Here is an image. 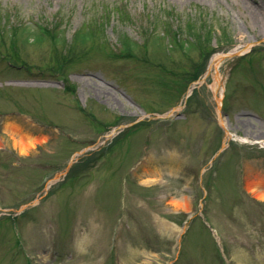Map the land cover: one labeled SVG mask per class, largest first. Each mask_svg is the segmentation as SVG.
I'll use <instances>...</instances> for the list:
<instances>
[{"label": "rangeland", "instance_id": "374dc122", "mask_svg": "<svg viewBox=\"0 0 264 264\" xmlns=\"http://www.w3.org/2000/svg\"><path fill=\"white\" fill-rule=\"evenodd\" d=\"M240 10L0 0V264H264L247 189L264 178V37L241 51ZM7 122L42 140L21 153Z\"/></svg>", "mask_w": 264, "mask_h": 264}, {"label": "bare ground", "instance_id": "6f19581e", "mask_svg": "<svg viewBox=\"0 0 264 264\" xmlns=\"http://www.w3.org/2000/svg\"><path fill=\"white\" fill-rule=\"evenodd\" d=\"M232 1L240 5L241 8L240 15L244 20L246 29L251 30L253 32L252 36L250 37L245 34L242 28L239 29L241 40L246 42L245 43L246 45H244L241 51H245L248 50L249 47L253 45L251 42L257 41L258 37H264V22H262L253 12L254 5L258 4L256 3V0H232ZM261 14L263 15V11H261ZM236 51L239 50L235 49L230 54H234ZM221 59H222L221 54H214L211 58L209 67L210 68L216 67L221 61ZM192 88L193 86L189 87L187 94L191 92ZM219 120L221 121V124L226 129V131H229V125L227 124V121L221 117H219ZM5 129L6 132L15 139V147H17L21 153L28 152V150L34 147L36 143L42 140V138L40 137H33L29 134L24 133L22 128L19 126V124H16L14 122H7ZM112 134L113 133L111 132L109 133L108 136ZM237 138L240 141H248L247 138L245 139L242 137L241 138L237 137ZM247 189L256 199L264 200V178H256L252 181L249 180ZM173 202L176 206L181 207L183 209H187V199L185 197H182L181 199L178 200H174Z\"/></svg>", "mask_w": 264, "mask_h": 264}, {"label": "trees", "instance_id": "16d2710c", "mask_svg": "<svg viewBox=\"0 0 264 264\" xmlns=\"http://www.w3.org/2000/svg\"><path fill=\"white\" fill-rule=\"evenodd\" d=\"M169 16H171V15H169ZM204 38H206V37H204ZM200 43V42H199ZM208 43H209V41H208ZM198 47H199V45H197Z\"/></svg>", "mask_w": 264, "mask_h": 264}]
</instances>
